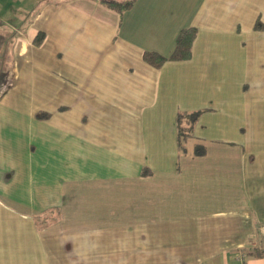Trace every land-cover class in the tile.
<instances>
[{
    "label": "crops",
    "instance_id": "0c3cea01",
    "mask_svg": "<svg viewBox=\"0 0 264 264\" xmlns=\"http://www.w3.org/2000/svg\"><path fill=\"white\" fill-rule=\"evenodd\" d=\"M257 20L264 0H0V264H48L60 237L102 248L81 262L264 264ZM186 28L189 60H142Z\"/></svg>",
    "mask_w": 264,
    "mask_h": 264
},
{
    "label": "trees",
    "instance_id": "16d2710c",
    "mask_svg": "<svg viewBox=\"0 0 264 264\" xmlns=\"http://www.w3.org/2000/svg\"><path fill=\"white\" fill-rule=\"evenodd\" d=\"M135 0L127 2H118L110 0H99L105 7L121 15L125 11H128L133 6ZM254 31H264V23L260 20H257L253 26ZM197 30L195 28H186L178 32L174 47L171 53L168 56L160 55L153 51H146L142 55V60L149 66L159 69L167 62H180L187 61L192 56V44L196 38ZM44 39L43 34H39L34 39L36 45H40ZM203 112H194V113H180L176 117L177 129H176V138L178 142V148L180 151H184L183 142L191 136V129L193 125L198 120L199 116ZM40 119H46L48 114L41 113L37 115ZM195 152L199 153V148H196ZM50 214V213H49ZM50 215L42 214L37 217L38 223L47 224L48 217ZM249 255L255 258H263L264 252L258 249L250 250Z\"/></svg>",
    "mask_w": 264,
    "mask_h": 264
},
{
    "label": "rangeland",
    "instance_id": "374dc122",
    "mask_svg": "<svg viewBox=\"0 0 264 264\" xmlns=\"http://www.w3.org/2000/svg\"><path fill=\"white\" fill-rule=\"evenodd\" d=\"M180 114V113H179ZM50 226V225H49ZM44 230L43 227L40 228V231ZM56 242L44 243V250L46 252V258L48 264H109L102 263L98 261L94 262H81L77 259L78 255H82V252H85V255L90 256V258H98L97 251L102 250V248L97 246H91L90 243H86L80 247V251H75L74 241L72 239H67L66 237H60ZM83 244V241L79 242Z\"/></svg>",
    "mask_w": 264,
    "mask_h": 264
}]
</instances>
